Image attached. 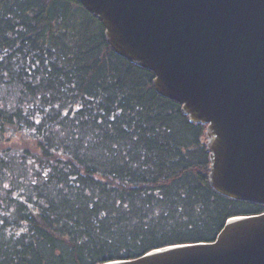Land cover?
I'll list each match as a JSON object with an SVG mask.
<instances>
[{
  "label": "trees",
  "instance_id": "trees-1",
  "mask_svg": "<svg viewBox=\"0 0 264 264\" xmlns=\"http://www.w3.org/2000/svg\"><path fill=\"white\" fill-rule=\"evenodd\" d=\"M77 0H0V264H100L264 212L209 182L206 126Z\"/></svg>",
  "mask_w": 264,
  "mask_h": 264
},
{
  "label": "water",
  "instance_id": "water-1",
  "mask_svg": "<svg viewBox=\"0 0 264 264\" xmlns=\"http://www.w3.org/2000/svg\"><path fill=\"white\" fill-rule=\"evenodd\" d=\"M77 1L117 55L206 126L210 185L264 205V0ZM100 264H264V212L230 217L210 242Z\"/></svg>",
  "mask_w": 264,
  "mask_h": 264
}]
</instances>
